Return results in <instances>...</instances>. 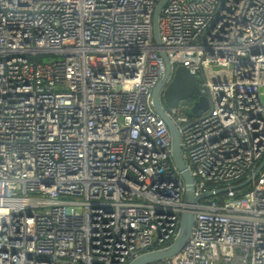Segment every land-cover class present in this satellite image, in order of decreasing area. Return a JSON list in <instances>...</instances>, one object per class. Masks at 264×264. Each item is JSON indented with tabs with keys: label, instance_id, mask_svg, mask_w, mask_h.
Wrapping results in <instances>:
<instances>
[{
	"label": "built area",
	"instance_id": "2783aa9c",
	"mask_svg": "<svg viewBox=\"0 0 264 264\" xmlns=\"http://www.w3.org/2000/svg\"><path fill=\"white\" fill-rule=\"evenodd\" d=\"M157 1L0 0V264H128L174 240ZM159 34L197 77L165 110L201 198L181 250L147 264H264V0H168Z\"/></svg>",
	"mask_w": 264,
	"mask_h": 264
},
{
	"label": "water",
	"instance_id": "95a60500",
	"mask_svg": "<svg viewBox=\"0 0 264 264\" xmlns=\"http://www.w3.org/2000/svg\"><path fill=\"white\" fill-rule=\"evenodd\" d=\"M167 1L168 0H158L152 14L153 40L158 47V52L165 65L162 76L152 89V105L154 111L164 120L169 130L171 160L184 181V200L187 205L185 211L181 214L179 228L172 243L164 248L144 252L132 259L128 264H147L167 259L177 254L190 234L194 220V205L201 198L195 194L194 177L182 155L181 130L176 127L165 110L166 108L176 107L182 99L193 97L197 89L196 75L190 72L184 65L179 64L173 68L165 51L161 48L159 20L162 8ZM170 76L171 79L166 83V80ZM208 106L207 97L200 96L198 99L194 100L190 108H185L184 112L191 117H196L200 115L202 111L208 109ZM263 164L264 161L257 170H259ZM248 181L249 179L244 181L241 185L246 184ZM221 190L224 191L226 188H222Z\"/></svg>",
	"mask_w": 264,
	"mask_h": 264
}]
</instances>
